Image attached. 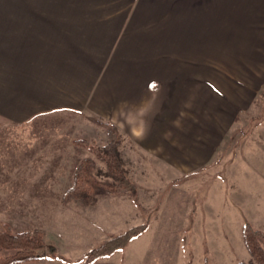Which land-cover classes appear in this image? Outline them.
Returning <instances> with one entry per match:
<instances>
[{"label": "rangeland", "instance_id": "1", "mask_svg": "<svg viewBox=\"0 0 264 264\" xmlns=\"http://www.w3.org/2000/svg\"><path fill=\"white\" fill-rule=\"evenodd\" d=\"M247 34L244 41L229 32L226 50L213 55L229 78L206 80V91L184 96L156 142H135L119 129L134 196L101 195L89 207L61 203L83 158L102 170L74 142L102 147L104 120L60 111L13 125L0 116V227L41 229L57 254L80 264L88 250L150 217L146 232L115 255L125 264H202L205 256L210 264H255L241 227L247 220L264 230V29ZM251 35L255 47L245 45ZM36 264L67 263L47 255Z\"/></svg>", "mask_w": 264, "mask_h": 264}, {"label": "crops", "instance_id": "2", "mask_svg": "<svg viewBox=\"0 0 264 264\" xmlns=\"http://www.w3.org/2000/svg\"><path fill=\"white\" fill-rule=\"evenodd\" d=\"M263 29L264 0H12L0 7V116L85 113L156 142L184 96L229 78L213 65L229 32ZM118 252L93 264H125Z\"/></svg>", "mask_w": 264, "mask_h": 264}, {"label": "trees", "instance_id": "3", "mask_svg": "<svg viewBox=\"0 0 264 264\" xmlns=\"http://www.w3.org/2000/svg\"><path fill=\"white\" fill-rule=\"evenodd\" d=\"M108 140L102 147H97L87 140H75V144L88 149L102 163V170L97 168L92 157L83 158L74 168L71 184L63 192L61 203L67 205L73 201L83 207L94 205L98 196H134L137 185L129 177L121 160L118 148L122 138L119 128L109 121H104ZM151 218L119 234L110 236L99 246L88 250L77 263L93 264L107 260L117 251L124 250L131 241L137 239L148 229ZM243 245L255 264H264V230L254 227L245 220L241 227ZM47 255L62 263H73L60 254L46 240L41 229L14 232L7 224L0 227V264H25L37 262ZM202 264H210L205 256ZM237 264H247L238 261Z\"/></svg>", "mask_w": 264, "mask_h": 264}, {"label": "clouds", "instance_id": "4", "mask_svg": "<svg viewBox=\"0 0 264 264\" xmlns=\"http://www.w3.org/2000/svg\"><path fill=\"white\" fill-rule=\"evenodd\" d=\"M139 115L141 116V117H143L144 115H146V113L143 111V110H141L140 111V113H139ZM133 131V134L134 135H136V136H142L143 135V125H141L139 128H137V129H133L132 130ZM167 138V137H166Z\"/></svg>", "mask_w": 264, "mask_h": 264}]
</instances>
